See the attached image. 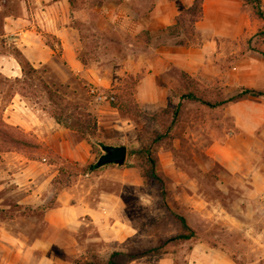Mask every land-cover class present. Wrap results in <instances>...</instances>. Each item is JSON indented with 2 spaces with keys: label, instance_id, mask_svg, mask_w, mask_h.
Wrapping results in <instances>:
<instances>
[{
  "label": "rangeland",
  "instance_id": "374dc122",
  "mask_svg": "<svg viewBox=\"0 0 264 264\" xmlns=\"http://www.w3.org/2000/svg\"><path fill=\"white\" fill-rule=\"evenodd\" d=\"M99 1L73 0L66 9L58 0H0V153L14 150L32 159L35 167L55 165L54 193L73 187L78 197L93 203L101 192L119 195L125 225L117 223L101 231L85 218L74 229L52 233L45 228L41 209L15 204L19 191L11 186L0 193L8 206L0 216L31 238L53 239L51 264H109L110 260L129 264L128 255L150 248L157 250L134 258L137 263L201 264L200 258L211 246L228 239L243 245L237 250L231 247L233 255L253 253V239L264 238V198L250 193L244 174L258 157H245L248 161L244 162L237 153L232 103H206H217L240 88L206 84L182 73L179 82L146 87L152 94L147 97L144 87L138 86L141 72L130 68L143 56L125 52L124 46L166 39L125 37L106 23ZM245 7L250 10L249 5ZM62 15L69 19L66 25L80 30L76 56L92 67L87 74L93 80L70 69L62 56L60 39L53 32L63 24L57 18ZM186 35L175 37V43H197L195 34ZM243 40L247 49L258 43L253 37ZM40 46L50 55H41ZM4 63L19 64L22 73L3 72ZM90 87L112 94L114 100H95ZM12 100L17 113L29 115L33 129L25 131L8 122ZM102 144L124 145V163L86 172L103 152ZM77 145V156H64L65 150ZM148 148L150 157L156 159V177L142 154ZM83 153L86 157L81 159ZM260 155L264 162V150ZM182 234L190 238H177ZM257 264H264V256Z\"/></svg>",
  "mask_w": 264,
  "mask_h": 264
},
{
  "label": "crops",
  "instance_id": "0c3cea01",
  "mask_svg": "<svg viewBox=\"0 0 264 264\" xmlns=\"http://www.w3.org/2000/svg\"><path fill=\"white\" fill-rule=\"evenodd\" d=\"M193 1L100 0L98 2L101 5V15L109 27L118 30L125 37L148 38L153 41L166 39L160 40L157 44L141 41L137 42L138 46L129 43L124 46L125 52L143 56V59L140 57L136 59L137 62L133 63L134 67L130 65L131 69L141 72L138 86L144 87L146 96L150 97L152 94L147 92L146 87L151 84L164 87L172 80L179 82L183 79L182 73H184L187 79L194 78L206 84L216 83L228 87L264 90V55L262 54L264 38L261 42L257 40L256 46L249 49L245 48L243 40L247 36L250 39L256 38V30L263 23L261 19L251 15L243 0H202L201 17L192 24L198 39L197 43L178 45L174 38L187 37L186 34L190 33L188 26L186 24L180 26L178 36L170 35L167 29L175 25L177 16L191 7ZM261 1L264 10V0ZM58 2L69 9L70 4L67 0H58ZM57 18H61L63 24L56 26L53 32L60 39L62 56L70 69L93 80L87 74L92 67L89 68V64L81 62L76 56L77 44L81 42L80 30L77 26L66 25L69 19L64 15ZM39 48L41 55L46 56L50 53L45 46ZM120 69L121 73L125 74V66ZM1 70L6 73L12 72L14 76L22 73L19 64L9 66L4 63ZM162 92L164 94V90ZM12 103L9 104L11 108L8 112V122L24 128L25 131L33 129L34 125H31L29 115L17 113L15 111L17 103L14 100ZM229 108L236 128L237 153L244 158V162L248 161L245 157L252 159L258 157L257 163L252 162L247 173L244 174L247 176V182L251 184L249 191L255 197L263 198L264 162L260 161V151L264 150V97L251 92L247 98L232 103ZM77 148L78 145L65 150L64 156L74 158L78 154ZM246 150L250 151V155L245 154ZM81 156V159H84L86 153ZM32 162H34L32 159L14 150L0 153V193L11 186L14 191H19L15 197L16 205L27 206L32 210L46 206L42 212L46 230L53 233L63 229H74L85 218L101 231L113 228L117 223L125 225L121 214L124 204L119 195L101 192L93 203L84 196L78 197L73 187H63L54 193L52 182L58 174V169H55V165L46 163H41V167H35ZM239 168L242 166L240 165ZM6 208L8 206L4 204L0 194V215L7 211ZM228 228L236 227L228 226ZM253 240L256 245H250L253 246L254 251L247 255L242 253L245 257L242 254L233 255L231 247H236L235 250L243 247L242 243H236L234 240L228 239L216 247L211 246L209 253L200 258L201 264H236L235 259L238 258L246 261L245 264H257L260 256L261 258L264 256V238ZM53 243L54 240L49 236L29 237L0 216V264H51L52 256L49 254V249ZM257 244L262 246V251H259ZM195 250L193 249L191 257H194ZM137 260L132 259L129 264H145L137 263ZM169 262L171 264L172 260H162L161 264H169Z\"/></svg>",
  "mask_w": 264,
  "mask_h": 264
},
{
  "label": "trees",
  "instance_id": "16d2710c",
  "mask_svg": "<svg viewBox=\"0 0 264 264\" xmlns=\"http://www.w3.org/2000/svg\"><path fill=\"white\" fill-rule=\"evenodd\" d=\"M67 1L69 2L70 6H72L73 0H67ZM243 2H244V4L250 6L251 15L256 17V18L261 19V21L263 22L262 25L258 28L257 32L255 33V37L258 39V42H261L264 38V10L262 9V1L261 0H243ZM201 14H202V0H194L191 7L187 8L182 13H180L179 16H177L175 25H173L167 29L169 34L172 36H178L179 35V33H178L179 27L185 26V24L189 27L190 33L194 34L195 32H194V29L192 27V24L194 23V21L198 20L201 17ZM176 44L182 45V44H185V42L182 40H178V41H176ZM250 48H253V47H250ZM262 54L264 55V53H262ZM19 58H20L19 64L22 66V64H23L22 63L23 62L22 56L19 55ZM251 92H255L258 96L264 97V90H254L251 88L242 87L237 91V93H235L234 95H232L226 99H223L217 103H208V102H206V103L213 105V106H218V105H222V104H231V103H234V102H237L239 100L247 98ZM183 96L188 98V99H196V97L193 94H186ZM155 141L156 140H154V142ZM142 152H143L142 153L143 156H145L151 164V172H152L151 175L153 177H156V174L153 170L156 159L150 157L151 151L149 148L143 150ZM93 169L94 168L91 167V164H90L86 167V172L93 171ZM52 183L53 184L55 183V179L53 180ZM56 190H58V189H56ZM45 208H46V206L38 207L36 209H41L43 212V210ZM180 220L183 223V226L185 228H187V224L185 222V219L183 217H180ZM177 238L186 240V239L190 238V236L188 234H182V235L178 236ZM156 250H157V248H150V249H147V250L139 252V253H134V254L128 255L127 257L131 260V259L137 258L139 256L147 255V254L154 252ZM108 263L114 264L113 261H111V260Z\"/></svg>",
  "mask_w": 264,
  "mask_h": 264
},
{
  "label": "water",
  "instance_id": "95a60500",
  "mask_svg": "<svg viewBox=\"0 0 264 264\" xmlns=\"http://www.w3.org/2000/svg\"><path fill=\"white\" fill-rule=\"evenodd\" d=\"M103 151L91 167L98 168L106 164L122 165L126 159L127 149L124 145L102 144Z\"/></svg>",
  "mask_w": 264,
  "mask_h": 264
},
{
  "label": "built area",
  "instance_id": "2783aa9c",
  "mask_svg": "<svg viewBox=\"0 0 264 264\" xmlns=\"http://www.w3.org/2000/svg\"><path fill=\"white\" fill-rule=\"evenodd\" d=\"M90 93L93 95L95 100L97 101H112L114 100V96L110 93H106L103 90H98L96 87H90ZM264 198V196H263Z\"/></svg>",
  "mask_w": 264,
  "mask_h": 264
}]
</instances>
